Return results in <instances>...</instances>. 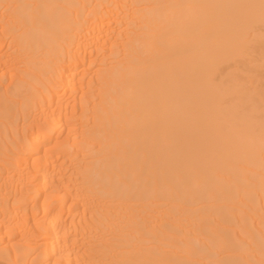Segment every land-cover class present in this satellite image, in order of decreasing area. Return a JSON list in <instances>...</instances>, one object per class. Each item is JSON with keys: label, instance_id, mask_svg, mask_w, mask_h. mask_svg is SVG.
<instances>
[{"label": "bare ground", "instance_id": "obj_1", "mask_svg": "<svg viewBox=\"0 0 264 264\" xmlns=\"http://www.w3.org/2000/svg\"><path fill=\"white\" fill-rule=\"evenodd\" d=\"M0 264H264V0H0Z\"/></svg>", "mask_w": 264, "mask_h": 264}]
</instances>
